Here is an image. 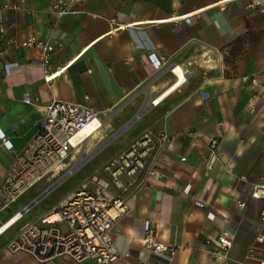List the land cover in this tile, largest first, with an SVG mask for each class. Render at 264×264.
I'll return each mask as SVG.
<instances>
[{
	"label": "crops",
	"instance_id": "obj_1",
	"mask_svg": "<svg viewBox=\"0 0 264 264\" xmlns=\"http://www.w3.org/2000/svg\"><path fill=\"white\" fill-rule=\"evenodd\" d=\"M249 2L82 0L78 12L59 17L51 0H0V131L12 144L9 149L0 138V183L13 151L40 129L53 96L86 103L102 112L103 127L84 149L98 138L94 150L106 146L101 166L142 136L163 141L153 174L124 196L129 210L115 222L113 237L129 255L118 264H224L207 244L224 232L233 241L229 260L260 264L264 196L252 192L264 185V13ZM6 4L18 8L5 10ZM31 35L55 46L46 67L38 48L7 42ZM176 66L186 80L173 88ZM42 190L1 210L0 226ZM32 222L18 220L0 234V264H45L8 249ZM149 228L156 241L176 249L171 260L145 247Z\"/></svg>",
	"mask_w": 264,
	"mask_h": 264
},
{
	"label": "built area",
	"instance_id": "obj_2",
	"mask_svg": "<svg viewBox=\"0 0 264 264\" xmlns=\"http://www.w3.org/2000/svg\"><path fill=\"white\" fill-rule=\"evenodd\" d=\"M81 2L82 0H51V8L57 16L62 17L78 12ZM247 7L257 8L264 13V0H250ZM17 8L16 4H6L3 9ZM0 32L3 34L5 28L0 27ZM7 42L16 47L38 48L43 67L50 63L55 54V46L50 41L39 40L34 35L20 41L10 38ZM162 61V57L155 56L154 62L158 66ZM10 65L6 64L7 73L12 70ZM176 68L177 66L174 70ZM45 79L49 82L50 75H45ZM26 101L32 102L28 97ZM103 124L101 111L86 103L53 96L46 107L44 121L38 132L24 149L13 151L11 165L0 183V198H3L0 199V211L44 178L49 180L63 172L72 174L77 156L85 149L88 140L101 130ZM0 138L12 149L4 132L0 131ZM216 144L217 141H214L212 146L216 147ZM70 161H74V164L71 165ZM112 165L115 162H108L104 170H110ZM68 167L70 168L66 171ZM150 172L153 174L154 170L151 169ZM113 174L116 175V172ZM91 180L97 184L96 187L83 183L48 214L36 222L27 223L18 237L8 245V249L29 252L45 264L58 258L72 260L75 264L87 260L95 264H118L129 255V252L123 253L117 249L113 237L115 222L129 210L128 200L112 193L106 179L94 175ZM115 183L119 185L117 178ZM252 196H264V185H257ZM26 206L23 208L24 213L30 209ZM240 206H245V203L241 202ZM260 221L256 242L264 243V209L260 214ZM3 226L4 224L0 226V230ZM155 232V228L146 231L143 237L145 247L152 253H167L171 260L176 249L156 241ZM207 244L215 245L211 249L214 258L225 259L224 264H239L228 259V252L233 244L228 232L220 235L215 243L208 240ZM252 252L251 250L250 254ZM260 264H264V260Z\"/></svg>",
	"mask_w": 264,
	"mask_h": 264
},
{
	"label": "rangeland",
	"instance_id": "obj_3",
	"mask_svg": "<svg viewBox=\"0 0 264 264\" xmlns=\"http://www.w3.org/2000/svg\"><path fill=\"white\" fill-rule=\"evenodd\" d=\"M138 143L132 144L125 150L119 152L116 156L111 157L104 165L103 163L106 152L103 153L104 146L98 151L94 150L98 145V138L92 141L89 146V150H83L78 157L77 163L74 166L73 173L67 174L61 173L58 176L47 179L44 178L31 189L27 190L19 201L14 204L13 207L18 206L24 199L28 198L29 195L34 194L43 189L36 197H39L48 188L52 187L57 183L59 179L66 178L55 186L50 192L51 194L43 197L37 204L33 206L32 212L27 217H21L20 222L24 223L27 219L38 221L43 216L52 211V207L56 205L61 199L67 197L71 192L80 187L83 183L87 182L93 184L91 180L94 175L99 178H104L109 182V190L115 195H121L122 197L127 196L133 190H135L146 177L151 170V165L154 163L155 156L160 150V146L163 141L159 140L157 136H151L150 138L141 137ZM135 141V142H136ZM103 153V154H102ZM115 162L110 170H104V166L110 162ZM71 165L74 161H70ZM70 165V166H71ZM101 166V167H100ZM70 167L66 168V171ZM116 172V175L113 173ZM66 174V175H65ZM118 179L119 185L115 183V179ZM49 192V193H50ZM32 208V207H31ZM25 216V215H24Z\"/></svg>",
	"mask_w": 264,
	"mask_h": 264
},
{
	"label": "bare ground",
	"instance_id": "obj_4",
	"mask_svg": "<svg viewBox=\"0 0 264 264\" xmlns=\"http://www.w3.org/2000/svg\"><path fill=\"white\" fill-rule=\"evenodd\" d=\"M175 72L177 73L179 79H178L177 83L175 84V86L173 88H175L176 86L181 85L186 80V76H185L182 68L177 67L175 69ZM86 141H87V139H86ZM21 217H22V214H20V212H18L15 215H13L8 221H6L4 223V226L0 230V233L3 232V231H5L7 228H9L14 223H16L19 219H21Z\"/></svg>",
	"mask_w": 264,
	"mask_h": 264
},
{
	"label": "water",
	"instance_id": "obj_5",
	"mask_svg": "<svg viewBox=\"0 0 264 264\" xmlns=\"http://www.w3.org/2000/svg\"><path fill=\"white\" fill-rule=\"evenodd\" d=\"M105 144V143H104ZM67 176V175H66ZM66 176L60 180L57 181V183H55L54 186L48 188L45 192H43L39 197L35 198L31 203H29L26 208H30L32 207L37 201H39L42 197H44L48 192H50L55 186H57V184H59L61 181H63ZM0 199H3L2 197ZM21 214L23 215L24 214V210L21 211Z\"/></svg>",
	"mask_w": 264,
	"mask_h": 264
}]
</instances>
